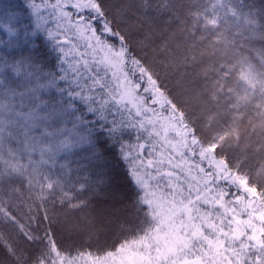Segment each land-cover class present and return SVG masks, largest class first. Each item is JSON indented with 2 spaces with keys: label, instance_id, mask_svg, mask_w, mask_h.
Returning <instances> with one entry per match:
<instances>
[{
  "label": "snow or ice",
  "instance_id": "obj_1",
  "mask_svg": "<svg viewBox=\"0 0 264 264\" xmlns=\"http://www.w3.org/2000/svg\"><path fill=\"white\" fill-rule=\"evenodd\" d=\"M25 11L34 18L32 24L23 22ZM46 11L55 29L41 23ZM0 12V116L7 101L9 113L30 140L21 159L27 157L31 166L34 158H40L41 166L48 169L41 180L47 182L52 198L59 195L67 200L77 185L87 191L86 181L73 183L68 158L87 152L89 159L98 160L99 149L111 143L128 169L135 187L132 206L143 223H157L148 216L150 203L145 201L150 192L162 189L175 207L173 221L161 225L172 241L163 249L157 247L155 256L142 257L147 264H264V139L257 141L260 160L253 165L251 149L241 147L234 129L202 135L193 115L177 102L164 80L171 73L177 89L185 81L193 85L207 81V75L197 72L204 57L211 58L221 46L234 49L237 37L245 33L264 34V6L257 9L248 0H157L155 4L117 0L110 10L105 0H25L23 6L0 5ZM69 32L83 41L79 55L76 45L65 51L58 43L59 36ZM42 36L49 54H57L54 69L40 58L37 41ZM25 49L27 54H22ZM260 58L264 60V52ZM235 68L260 92L261 102L255 106L259 124L253 120L250 126L259 127L264 136V73H257L247 58ZM216 69L218 81L219 73L227 79L233 71L223 64ZM249 95L246 90L232 104L233 120ZM3 131L0 120V143ZM110 183L103 176L95 180L99 193H105ZM104 203L123 204L119 186L107 192ZM8 226L15 227L25 242L44 245L46 251L36 257L37 264H53L58 254L67 264L108 255L62 248L54 237L47 239L49 232L39 238L15 219L3 217L0 253L12 259L18 256L3 231ZM140 231V239L122 245L133 257L139 255L135 245L153 239L143 227ZM52 247L55 253H48Z\"/></svg>",
  "mask_w": 264,
  "mask_h": 264
},
{
  "label": "trees",
  "instance_id": "obj_2",
  "mask_svg": "<svg viewBox=\"0 0 264 264\" xmlns=\"http://www.w3.org/2000/svg\"><path fill=\"white\" fill-rule=\"evenodd\" d=\"M36 2L40 3L41 0ZM116 2L117 0H105V5L111 10ZM135 2L140 3V0ZM148 2L155 4L157 0H148ZM248 3L257 9L264 6V0H248ZM5 4L23 6L25 0H0V5ZM16 10L19 11V8ZM2 14L0 12V15ZM21 15L25 24L33 23L34 18L28 12H22ZM44 15L45 20L41 23L55 29L56 24L48 17L47 11ZM212 39L215 40V37ZM237 42V47L234 49L221 46L215 49L211 58L204 57L197 72L200 75H207V81L197 80L195 85L185 81L182 88L177 89L174 87L175 77L171 73L165 76L164 80L173 89L177 102L184 105L193 115L197 126L202 129V135H222L229 129H234V138H239L241 147L247 146L251 149L248 155L250 163L254 165L260 160V156L255 151L259 147L257 141L264 139V136L261 135L259 127L254 129L250 126V121L255 120L256 124H259L255 106L261 102V96L258 90L251 88L249 78L235 66L242 58H247L248 64L257 73H264V60L260 58V54L264 52V34L245 33L243 38L237 37ZM37 43L40 45L41 60L49 68L54 69L57 54L55 52L49 54V46L43 36ZM58 43L65 47V51L76 45L77 55L83 50V41L78 40L70 32L61 34ZM22 54H27V49ZM68 54L71 58L72 52L69 51ZM219 64L232 68L233 71L227 79L223 78L224 73H219L221 79L218 81L216 66ZM229 89L231 94L228 92ZM256 89H259L258 84ZM246 90L250 93L249 99L247 102L241 101L238 118L233 120L234 113L231 111V106L238 96H244ZM205 92L207 95L204 94ZM4 104V115L0 116V120L4 121L2 143H0V218L15 219L17 224L24 226V231L31 232L39 238H44L45 233L49 232L51 235L47 239L51 240L54 237L62 248L84 249L85 252L90 250L93 253L108 252L106 257L101 256L99 260L84 257L79 260V264H85L86 260L91 264H105L108 258L126 250L122 245L142 237L141 227L150 232L153 239L141 240L135 245V250L144 251V254L145 252L151 254V250L155 251L158 246L156 239L165 230L161 225L167 220L172 222L175 216L173 201L162 195V189L150 192L149 199L145 201L150 203L148 216L157 223L144 224L143 217L138 215L137 209L132 206L131 199L135 198V187L131 183L128 169L120 157L117 146L108 143L99 149L101 155L98 160L89 159L87 152H78L68 158V163L74 170L73 183L77 180L86 181L87 191H80L77 185L76 191L70 192L67 200L59 195L52 198L47 191V182L41 180L42 175H47L48 169L41 166L40 158L38 156L34 158L31 166H27V157L21 159L30 145V140L25 138L23 125L18 124L15 117L9 113L8 102L5 101ZM28 111L25 110V115ZM254 131L255 135H253ZM102 176L111 181L105 187V193H99L95 185V180ZM117 186L123 204L117 207H113L111 203L105 204L107 192L116 190ZM42 189L45 190L43 193ZM75 205H83V207ZM12 213L15 215L13 216ZM3 231L11 238L18 260L0 253V264H37L36 257L46 251L44 245L39 244L38 241L31 244L25 242L15 227H4ZM166 240L171 243L172 237ZM149 245L150 248L146 247ZM160 247L164 245L160 243ZM113 249H116L115 253ZM55 251V247L47 250L48 253ZM62 261L63 264H67L62 254L53 258V264H61ZM40 264L43 262L41 261Z\"/></svg>",
  "mask_w": 264,
  "mask_h": 264
},
{
  "label": "rangeland",
  "instance_id": "obj_3",
  "mask_svg": "<svg viewBox=\"0 0 264 264\" xmlns=\"http://www.w3.org/2000/svg\"><path fill=\"white\" fill-rule=\"evenodd\" d=\"M188 131L190 132V130ZM169 223H171L170 220H167L165 222V224H169ZM164 229L165 230L162 233H160L156 239V242H158V246H156V248L160 247V243L165 245L167 241L166 239L168 238L171 239V234L169 233L168 229L167 228H164ZM160 248L162 249L163 247H160ZM135 251L139 255H136L133 257V255L129 251L125 250V251L120 252L116 256H112L108 258L105 264H147V260L142 259V257H147L148 255H151V254L155 256L156 254L154 250L153 251L151 250V254L150 253L148 254L146 252L144 254V251L142 252L140 250H135Z\"/></svg>",
  "mask_w": 264,
  "mask_h": 264
}]
</instances>
